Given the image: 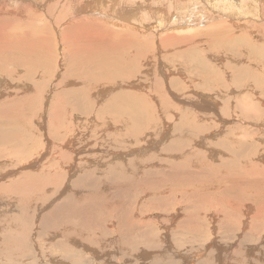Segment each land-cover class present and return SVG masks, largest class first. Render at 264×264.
<instances>
[{"label":"rangeland","instance_id":"rangeland-1","mask_svg":"<svg viewBox=\"0 0 264 264\" xmlns=\"http://www.w3.org/2000/svg\"><path fill=\"white\" fill-rule=\"evenodd\" d=\"M6 1L9 3L7 4L6 2V8L11 14H7L6 16L3 12V15H0V20L6 18V20L14 24L9 26L10 29L8 30V33L14 31L15 33L23 34L27 30V24L40 27L43 26L42 24L44 22L51 25V23L54 22L53 19L56 18V20H58L55 12H50V15L48 13L47 15L45 14L46 4H48V2H43V0H38L39 2L42 1L40 4L43 5L40 6V8L38 7V10L31 6L33 2L32 0H30L31 3H21V5L29 11L28 13L24 10L21 12V8H14L15 3L20 4V0L19 2H15L14 0ZM180 1L177 0L175 2V0H168L167 3H164L165 1H160V3H156L157 5L155 4L153 7H157L158 5H165L167 7V5H170L172 6L170 7V11L173 10L176 15L181 16L186 14L187 16H190L187 3L191 0ZM241 1L240 6L229 4V2L226 1H221V3L220 1L216 2L217 9L221 11L220 17L217 9H212L214 10V13L212 10L208 9L207 0H192L191 4H195L196 2L198 4L197 9L194 6V9H192L195 10L194 13L198 16L196 17L197 19H200V17L203 16L201 18L202 21H200L202 23L196 24L195 26L193 23L198 21L194 20L190 23H185L186 26L184 28L188 29V25H190V27H193L192 30L189 31L188 29L186 32L176 34L181 38L182 36L190 35L194 36L193 38H196L191 44L196 49L197 53H200L201 55L203 54L202 56L205 60L203 61L206 66L209 65V68L211 67V69L216 70L214 71V73L216 72L215 74L208 70L205 74L204 70L202 74L203 76L194 80L193 78L196 77H191L190 73L186 71L182 64L184 62H189L190 60H187L186 57H179L180 54L181 56L185 55V52L188 49L187 46H182L180 48L175 47L163 52H158L159 55L156 54V56L153 53L152 55L155 56L156 60H153L154 58L150 54L153 59L149 58L152 62L149 63L154 65L155 68L158 67L156 73H151L147 61L145 63L143 62L140 66V74L137 75L136 80L132 82L130 81V84H128L129 87L135 86L130 90L124 88H118L117 90L100 84L99 86L101 87L98 90H103V97L98 95L93 89L91 91L87 90V88L81 90L82 88L79 86L81 79L78 78L76 73H71L70 70L67 71L70 80L65 77V80H61V82L65 81V83L63 82V86L56 88V86H59L57 83L60 82L59 80L62 78V72L64 69L66 70L69 62L66 51L67 49L63 43L57 40L56 35L54 34L53 37L50 32L51 39L54 38L53 42H55V48H53L54 65L52 64L50 67L52 69L54 68V76L52 74V82L50 86L46 84L48 80L47 82H43V78L40 79L37 75L34 76L35 78L33 77V81L25 79L28 84L30 83L29 85H34L36 83L42 84L41 89L37 92L38 95L41 96L30 94L33 95L32 98L35 103H33L31 109H28V123L24 122L21 125L22 127L27 125L29 141H26L27 144H25V147H23L22 150L16 149L19 145V141L13 138V136L16 135L15 131L11 135L13 139L8 136L10 130L7 127L5 128L6 130L4 129L5 133L2 134H5L6 137L4 136V139L7 138V142L5 146L2 145L0 147V264H10L11 260L18 259V253L23 256L25 251H27L25 260L26 262H29V264H69V260H66V250H61L56 245L57 243H60V241V244L65 246L68 250V255L72 250L76 253L82 252L85 254L95 251L98 258L95 259L94 257V259H92L94 264H219L218 261H220V264H264V179L262 178L261 173L264 167V158L261 160V156L264 155V139H261V135L256 137L257 131L260 130L262 133L264 132L262 131L264 130V68L261 66L263 62H260V65L256 64L254 60L255 58L252 56L248 57L249 54L246 53L247 42L256 45V48L258 47L257 52L264 53V0ZM51 3L54 5L53 1ZM178 3L180 4L178 5ZM29 5L31 9L26 8ZM199 5L201 6V9ZM181 8H184L182 12ZM15 11L16 13L14 14ZM66 11L68 13L70 12V10ZM67 12L66 15L68 14ZM231 12L236 15L233 17L232 23L228 22L227 18L222 17V15H229ZM31 13H34L36 17L37 15L38 17L43 16L42 19L45 18L44 21L42 22L40 17L38 20L37 17L36 22H32L29 19L30 16H32L30 15ZM185 17L186 16H182V19L187 22L188 18L185 20ZM146 21L151 23L150 26L156 28L155 25L158 22L157 19L153 18V14L148 13ZM237 23H241L242 25L237 27ZM19 25L23 28H18L17 26ZM73 28H75V32L81 31L77 27ZM155 28L153 30L154 33L149 32L150 35L148 32L144 33L145 37L147 35L150 37L151 42L148 40L150 43V52L154 50L156 42H158L159 45V38L161 36L172 34L171 31H155ZM222 28L228 30L226 34L229 35L227 37H225L226 34L221 31ZM60 29H54L55 33L59 35ZM232 29H234V31H232ZM5 31L7 32V29H5ZM48 31H51V28H49ZM210 31H219L220 36L212 40L207 37L208 34L212 33ZM218 38L222 39L217 41ZM184 48L185 50L183 51ZM11 54L15 55V53ZM250 59L253 60L251 61ZM160 60L163 62L162 65L166 77L161 75V66L160 68L159 66H156L157 64L159 65ZM255 65H257V67ZM237 66H240V69L242 70L243 68L248 67L247 69L250 74L246 80H242L244 77L239 74V82L233 83L231 80L232 77L235 75L237 76L238 72H240L238 71L239 68ZM80 67L84 68L85 65L81 64ZM12 70H14V68ZM145 71L147 74L149 73L148 76L144 75L143 72ZM96 74L97 73L94 72L95 76ZM207 74H210V80L213 75V84L210 82V85L212 86L210 88L213 90L205 91L199 89L198 93L196 92L198 96L193 97L192 91L194 87L198 84L201 85L202 83L204 85V81L209 79ZM19 75L21 74L17 73L16 77H19ZM215 76H217V78H215ZM153 77L157 79L158 85L160 83L161 87L163 86V82L172 80L173 84L170 85V90L177 93V96L180 99L179 101L173 97L168 98L169 106L167 107V111H162L157 109V107L159 108L160 106V103L158 102L160 91L150 89L149 91L152 93L151 99L143 101L147 104L152 102L151 106H155H152L150 109V106H148V112L146 115L148 113L149 115L150 113H153L151 110L152 108H155L154 112L156 117L160 118L163 115V118L161 119H164L166 115L165 118H167V116L172 118L170 122L172 123L171 127L170 125L168 126V130H172L173 132L171 133V131H168L172 137L169 136V134L167 135L168 132L166 133L167 138H164L166 135L164 137H158L160 136L159 131L161 134L163 133V129H159L162 127V120L159 118L157 119L160 121H156L157 123H161H158L159 126L156 122H152V127L151 124L147 123L149 121H147L146 123L149 126L146 127L147 124H145V126L140 125L141 128L138 129V131L140 130L141 132H137L136 130L139 126V120L133 121L129 118L122 121L123 125L117 122L119 114L126 116L129 110L126 111L125 109H120V111L117 109V111H112V109L108 110L107 107H105L107 106L106 103H108V101L111 102L112 97L114 98V95H116L117 92L144 93L140 88H137L138 86H142L139 85V83H150L153 81ZM38 79H40L41 82ZM69 82L71 83L70 85ZM242 82H245L244 84L247 85L248 88H244L241 85ZM254 82H256L255 85ZM44 84L46 85L45 87ZM158 85H155V87L158 88ZM205 85L207 86V84ZM102 86L104 87L102 88ZM70 90H73L72 94L86 91L87 93L82 98V102L84 103V106H89L90 109L86 110L84 113H79L75 111L76 107L74 101L63 102L65 96L68 95L66 94L67 91ZM59 91L60 93L62 91V93L59 94ZM64 91H66V93H64ZM88 91L90 92L88 93ZM11 92L12 89L8 88L7 94H11ZM148 92L146 93L147 95L149 94ZM169 93L166 94L168 95ZM203 93L207 94L206 97L209 95V99L213 100L220 106L222 100H227L226 107H219L220 110L224 109L225 112H215L210 109H202L201 105L197 104V101L203 102ZM53 99L54 101H52ZM112 100L114 101V99ZM44 104H46V106ZM175 106L179 109L175 110ZM51 108L59 112L61 115V118H59L60 121L51 117V114L49 113ZM101 108L102 112L100 111ZM67 109H70L68 113H66ZM99 111L102 113L103 118ZM242 112L244 114L242 117H244L245 122L239 128L241 121L243 120L240 117ZM115 113L116 115H113ZM149 115L145 116L146 120ZM149 117L151 118V116ZM48 118L54 120L52 127H48L47 125L46 120ZM155 124L158 127L154 128ZM179 124L182 126L180 128L181 130L176 132L175 130ZM200 124L205 125V127H199ZM133 126H135L136 129ZM143 126L146 128L144 129ZM172 126L176 133L173 131ZM213 126H217L215 128L216 131L213 129ZM242 128L243 132L241 134ZM7 129L9 133L7 132ZM184 129L187 132L184 131ZM194 130L197 133L199 131V134L197 135ZM230 130H233L232 133H238L239 131L238 134L236 133V138L229 136L227 132H230ZM200 131L203 134L204 131L211 134L218 131L216 135H219L217 137H212V139L209 138L210 136H207L208 140L205 136V140V138L200 137V134H202ZM185 132L186 134L184 135ZM54 133L57 134L55 135V138ZM176 136H180V142H183L184 140L185 146L188 145L184 147L185 149H188L185 150L183 148V150L186 151L184 159L179 154L180 152H183L182 149L181 151L178 150L174 152V154L172 153L173 157L170 152L166 151V157H164V154H158L160 151L149 148L151 144L157 145V143L159 144L160 149L165 147L168 143L174 145L176 143V141H174ZM170 137L173 140L170 139ZM159 138H162V140H159ZM182 138L183 140H181ZM169 139L170 142H168ZM185 139H188V141ZM202 139L207 143H204L203 141V145L199 147V144L197 143ZM235 139L237 140L235 141ZM158 140L161 141V143ZM237 142L245 144L247 148L246 157L248 156L249 159H252V165L256 164V171L254 172L256 177H254V180L253 178L248 177V175L247 177L243 174L238 176L236 171L229 166V161H233L234 156L231 152H227L226 150L232 147L236 148ZM204 144H207V147ZM220 145H222V147ZM131 150L133 152L135 151V153L133 154ZM200 151L205 154L200 153ZM64 153H66V155ZM175 153L179 156L177 159ZM55 156L56 159H54ZM145 156L148 158L153 157L156 161L160 162L163 165L162 168L160 167L161 173L163 172L169 179L172 176L170 174L175 175L172 179H167L166 183L163 182L162 185H159L157 188L158 190H152L148 185V182L146 183L145 173H143L144 169H138L140 173L138 172L136 176V172L134 174L132 173V166H126L127 161L140 159ZM165 158L166 160H164ZM223 162H225V164ZM257 163L262 164L263 167L260 166L262 169L257 166ZM173 164H175V167L171 168ZM243 164L244 163L240 160L236 162L237 168H241ZM70 165L72 166L71 170L69 169ZM180 165L183 166L180 167ZM196 165H198L197 168ZM210 168L212 169V172L208 171ZM156 171L158 172L157 169L153 168L151 169L150 174L155 173ZM91 173L92 177L86 182V175L89 176ZM110 173L113 175L119 173L118 176L123 179L120 181L115 176L114 179H116L114 180V183L110 177L112 175ZM211 174H215L216 176ZM29 175H41V183H37L38 185H41L40 188L35 189L33 187L36 184L29 181ZM255 178H258V180L256 179L257 181H255ZM128 180H133V182L130 181V183H127ZM138 181H143L145 184L143 183L141 184V187H138ZM78 182H83V189L78 187L82 185ZM131 182L133 185H131ZM116 183L118 184V188H116L117 185H114ZM21 186H23L22 190ZM16 187L20 190V193H18ZM146 189H148V193L145 196L143 193H145ZM167 190L173 193H170L169 191L165 193ZM85 197L87 202H81ZM65 201H72L74 203L72 205L79 208V211L68 212L70 220L72 221V226L76 229V234L69 240H66L65 236H61L62 234L53 237L40 230L41 217L49 210L53 211L58 206L59 208L65 206ZM156 202H162L163 205ZM230 203H232L234 208L236 206L239 207L240 211H233V208L232 210L230 209L232 213L228 211L227 206ZM146 204H148V206ZM115 205L120 206V208L114 211V214H109V212L116 207ZM141 206L145 207L143 208ZM21 207H23V209ZM26 209H28V211ZM125 212H127V215H124ZM252 212H254L255 215H253ZM21 213H23V216L28 219L25 221V217L22 218V221H25L24 228L26 227L28 229L29 234L27 248L13 250L11 248V241L5 240V237L7 234H13L14 239L18 240V235L20 233H18L19 229L16 226V220L20 217ZM129 213L131 214L129 215ZM128 215L130 226L126 222ZM229 215L230 222L228 224L230 227L225 228L223 224V216ZM172 218H174L176 222L174 220L172 221ZM58 223L59 225L66 226V223L62 221H59ZM22 225L23 224H21V226ZM225 225L227 226V224ZM186 227H190V232L185 229ZM24 228L22 232H24ZM30 229L31 232L29 233ZM92 229H94V232H92ZM142 235L145 236L143 239L141 238ZM148 237L150 238L148 239ZM74 239L75 242H78L79 244H75L73 242Z\"/></svg>","mask_w":264,"mask_h":264},{"label":"bare ground","instance_id":"bare-ground-1","mask_svg":"<svg viewBox=\"0 0 264 264\" xmlns=\"http://www.w3.org/2000/svg\"><path fill=\"white\" fill-rule=\"evenodd\" d=\"M14 1L15 2H19V0H14ZM32 1L33 2L31 4V6L32 7H35L36 9L38 7L40 8V6H43L42 4H40L42 1H40V2L38 0H32ZM52 1L54 2V5H52V3H51ZM160 1H162V2L165 1L164 3H167L168 0H43V2H48V4H46V13L45 14L47 15V13H48L50 15V12H55L57 14L56 17H57L58 20H56V18L53 19L54 22H52L51 25L49 23L44 22L42 24L43 26H40V27L39 26H36V25L31 26V25H28L27 24V30L23 34H18V33H15L14 31H11V33H8V30L10 29L9 26L14 25V24L12 22L6 20V18L4 20H0V147L2 145L5 146V144L7 142L6 141L7 138L4 139L5 134L2 135L3 133H5L4 132V129L6 127L10 130V133L8 132V129H7V132L9 133L8 136H10L11 138H12L11 135L15 131V134L16 135L13 136V138H15V139H17L19 141V145L17 146L16 149L22 150V148L25 147V144H27L26 141H29L28 140V136H29V133L28 132L29 131H27V125H25L24 127H22L21 125L24 122L25 123H28L27 122V119L29 118L28 109H31L33 103H35L34 100H33V98H32L33 95H30V94H37L38 95L37 92L41 89L42 84L36 83L34 85L33 84L32 85H29L30 83L28 84L25 81V79L26 80L33 81V77L37 75L38 78H40V79L43 78L42 79L43 82H45V81L47 82V80H48V82L46 84H48L50 86V84L52 82L51 81V77H52V74L54 73V68L53 69L50 68L52 66V64L54 65V63H53V60H54V57H53L54 51L53 50L54 49L53 48H55V44H54L55 42H53V39L54 38L51 39L52 38L51 36L54 37V34L56 35L57 40H59V42L63 43V45L67 49L66 50L67 51V55H68L67 57H68V62L70 64V66L68 64L69 67L67 66V68H69V69L66 68V70L64 69V71L62 72V76H61L62 78L59 80L60 82L57 83L59 86H56V88L57 87H60V86L61 87L63 86V82L65 83V81H62L61 82V80L62 79L65 80V77L70 80V78L68 76V73H67V71L70 70L71 73H73V72H74V74L76 73L78 75V78L81 79V82H80V79H79V82H80L79 86L82 88L81 90L87 88V90H90L91 91L93 89V91H95L98 95H101V97H103L102 96V91L103 90L102 91L101 90L100 91L98 90L101 87V86H99L100 84H102L104 86L106 85L108 87H111L112 89H117L118 90V88H124V89H129L130 90V89L134 88L135 86L134 87H129L128 84H130L129 83L130 81L132 82V81H135L136 80L137 75L140 74V72H139V71H141L140 66L142 65L143 62L145 63L147 61L148 63L149 62L152 63L150 59H153L154 58L153 60H156L155 59V56H156V54L159 55L158 52H163L165 50H169V49H172V48H175V47L180 48L182 46H185V47L187 46L188 49L186 50L185 55L181 56V54H180L179 57L180 58L186 57L187 60H190L189 62H184L182 64H183L184 68L186 69V71L188 73H190V76L191 77H193V76L196 77V78H193L194 80H197V78L202 77L203 76L202 74H203L204 70H205V74L208 71H211L212 73H214V71H216V70L211 69V67L209 68L208 67L209 65L206 66V64L204 62L205 60H204V58L202 56L203 54L201 55L200 53H197L196 49L191 44V42L193 43L194 42V39H196V38H193L194 36H192V35H190V36H182L181 35L182 38L181 37H178L176 35L178 33L186 32V30H188V29H189V31L192 30L193 27H190V25H188L189 26L188 29L184 28L186 26L185 23H190L191 21H194V20L195 21H198V22L193 23L194 26L196 24L202 23L200 21H202L201 18L203 16L200 15L202 17H200V19H197L196 17H198V16L195 15V13H194L195 10H193L194 9L193 6L196 7V9L198 8L197 2L195 4L194 3L191 4V1L192 0L190 2L188 1L187 7H188V13H189L190 16H187L186 14H183V13H181L183 15L178 16V15H176L174 13L173 10L170 11V7H172L170 5L169 6L167 5V7L165 5H163V6L158 5L157 7L156 6L153 7L156 3H158V2L160 3ZM169 1H171V0H169ZM176 1L177 0H175V2ZM193 1H197V0H193ZM219 1H220V3H221V1L222 2H225L226 1V2H229V4H234L236 6H240V3L242 2L241 0H207V2H208V9H210V10L217 9L216 2H219ZM6 2H7L6 0H0V15H3V12H4V14H6V16H7V14L8 15L11 14V13H9L10 11L8 12V9L6 8V6H7L6 5ZM180 2H182V1H180ZM21 3H31V1L30 0L29 1L20 0V4H17V3L14 4V8L15 7L16 8H21L22 9V10L20 9L21 12H23V10H24V11H26V13H28L29 11L26 10L25 7L23 5H21ZM168 3H170V2H168ZM7 4H9V3L7 2ZM179 4L180 3H178V5ZM189 5H190V8H189ZM8 6H10V5H8ZM181 6H182V4H181ZM176 7H177V5H176ZM199 7L201 9V6L200 5H199ZM214 7H216V8H214ZM26 8L27 9H31L30 8V5L27 6ZM183 9L184 8H181V12H182ZM64 10L65 11L66 10H70V12L68 13L66 11L68 13L66 15V12ZM213 11L214 10H212V12ZM217 11H218L219 16H220L221 11H219L218 9H217ZM15 13H16V11L14 12V14ZM34 13H31L30 15H32V16H30V18H29L32 22H36V19L38 17V15L36 17L34 15ZM148 13L149 14H153V18L157 19V22L158 23H156V25H155L156 28L153 27V26H150L151 23H149V22L146 21L147 20V17H148ZM231 13L229 15H227V14L226 15H222L223 14L222 13L221 15H222V17L227 18L228 22L232 23V19L236 15L233 14V13L231 14ZM19 14H21V13H19ZM41 14H43V13H41ZM178 14H179V12H178ZM182 16H186L185 17V20L188 18L187 19V22L182 19ZM39 17H38V20H39ZM42 18H43V16L40 17V19H42ZM44 19H42V22L44 21ZM207 20H208V18H207ZM238 21H240V20H238ZM211 22H212V20H211ZM239 25H242V24L241 23L240 24L239 23L236 24L237 27H240ZM197 26H199V25H197ZM17 27L20 28V29L23 28L21 25H19ZM35 27H38V28H35ZM73 27H77L81 31L80 32H75L74 31L75 28H73ZM49 28H51V31H48ZM56 28H58V29L61 28L59 35L57 33H55V31H54V29H56ZM154 28H155V31H159V30L160 31H165V32L171 31L172 34H165V35L161 36L159 38V45H158V42H156L154 50H152L150 52L149 51L150 43L148 42V40L150 41V37H149L150 33L149 32H153ZM5 29H7V32L5 31ZM221 31L223 33H225V34L228 32V30L227 29H224V28H222ZM232 31H234V29H232ZM50 32H51V36H50ZM145 32L146 33L147 32L149 33V35H147L146 37L144 36V33ZM174 32H176V33H174ZM210 32H212V31H210ZM141 33H143V34H141ZM228 35L229 34H226L225 37H227ZM219 36H220V32L219 31H213L212 33H210V34L207 35V37L208 38H211L212 40H214L215 38H217ZM195 37H196V35H195ZM233 37L235 38L234 35H233ZM221 39L222 38H218L217 41H219ZM196 41H198V40H196ZM257 48H256V45H252V44H250L248 42L246 43V50H247L246 53L249 54L248 57L252 56L253 58H255L254 60H255L256 64H259L260 62H263V64L261 66L264 68V53L263 52H260V53L257 52ZM184 50H185V48L183 49V51ZM11 53H15V55H12ZM153 53H154L155 56L152 55ZM261 53H263V54H261ZM64 54H66V53H64ZM150 54L153 56V58H151V55ZM54 56H55V54H54ZM143 60H145V61H143ZM250 60L252 61L253 59H250ZM150 63L148 64L149 70H151V73L155 74L156 73V69H158V67L155 68V66L152 65V64H150ZM162 63L163 62H161V60H160L159 65L157 64L156 66H159V68L161 66V68H162L161 69V75L164 76V77H166V74L164 72V67H163ZM81 64H84L85 67L84 68L80 67ZM255 66L257 67V65H255ZM13 68H14V70H12ZM238 68H239L238 71H240V72H238L237 76L235 75L234 77H232L231 80H232L233 83L239 82V80H238L239 74H241V76L244 77L242 80L248 79V76L250 74V72H248V69H247L248 67L243 68V70L240 69V66ZM256 69H258V68H256ZM94 72L97 73L96 76L94 75ZM17 73L18 74H21V75H19V77H16V74ZM143 73H144L145 76H148V74H149V73L147 74L146 71L143 72ZM53 76H54V74H53ZM206 76H205V78H206ZM208 76H209L208 77L209 79L208 80L206 79L204 81V85L207 84V86L206 85L204 86L203 83L201 85H199V84L196 85V87H194V89L192 91L193 92L192 93L193 94L192 95L193 97H195V96L197 97L198 96L197 93H198V90L199 89H202V90H205V91H211V90H213L212 88H210V87H212L210 85V82L212 83V77H213V75L211 77V80H210V74ZM157 77H158V75H157ZM215 78H217V76H215ZM40 79H38V80H40ZM202 79H204V78H202ZM76 81H78V80H76ZM40 82H41V80H40ZM221 83H222V81H221ZM244 83L245 82H242L241 85L244 88H248V86L245 85ZM255 83L256 82H254V85H255ZM70 84L71 83L69 82V85ZM146 84H148L149 86L146 85ZM172 84H173L172 83V80L171 81H168V82L165 81V82L162 83L163 86L161 87V84L159 83V85H158L157 79L153 77V81L150 82V83H145V84L139 83V85H142V86H140V87L138 86L137 88H140V90H142L144 93H136V92H130V93L124 92V93H121V92H117L116 95H114V98L112 97V99H114V101L111 99V102L108 101V103H106L107 106H105V107H107L108 110L112 109V111H117V109L118 110L125 109L126 111L129 110L128 111V114L126 116H122L123 114H119V116L117 117L118 118L117 122L119 124H122V121L127 120L129 118H130V120H133V121L139 120L138 121V123H139V126L138 127L139 128L137 127V130H136L137 132H139L140 130L138 131V129L141 128L140 125H144L145 126V124L148 123V124H151V126H152V122L160 121V120L157 119L159 117H156L155 116L156 115L155 112H154L155 111L154 110L155 108L154 109L152 108V110H151V112H153V113H150V115H149V113L147 114V115L151 116V118L148 116L147 117V120H146V117H145V116H147L146 113L148 112V106H150L149 109L152 106H154V105L151 106V103L152 102L149 103V104L143 102L144 100L151 99L152 93L149 91L150 89L151 90H154V91H157V90L160 91V97L158 99V102L160 103L159 104L160 106H159V108L157 107V109H160L162 111H164V110L167 111V107L169 106L168 105V103H169L168 102L169 101L168 98H172L173 97L174 99L180 101V99L177 96V93L172 92L170 90V85H172ZM247 84H248V82H247ZM155 85H158V88H156ZM217 85H218V83H217ZM45 86L46 85L44 84V87ZM104 86H102V88ZM8 88H11L12 89L11 94H7V89ZM226 88H227V86H226ZM63 89H64V87H63ZM218 89H220V88H218ZM62 91H61V93H62ZM90 91H88V93ZM147 92L149 93L148 95L146 94ZM169 92H171V93H169ZM61 93L59 91V94H61ZM64 93H66V91H64ZM72 93H73V90L67 91L66 94H68V95H66V96L63 95V96H65L63 102L66 103L68 101H74L75 102L74 105L76 107L75 108V111L76 112H79V113H84V112H86V110L90 109L89 106H84V103L82 102V98L87 93L86 91L85 92L84 91L79 92L78 94H72ZM166 93H169V94L167 95ZM203 94H204V97H202V101L203 102H198L197 101V104H200L202 109H204V110H209L210 109L211 111H215V112L224 111V109L223 110H220L219 107H221V106H225L226 107V101L227 100L225 101L224 98H221V99H224V100L221 101L222 103H221V106H220L216 102H214L213 100L209 99V95H208V97H206L207 94L206 93H203ZM103 95H105V94H103ZM38 96H41V95H38ZM191 100H194V99H191ZM52 101H54V99ZM194 101H196V100H194ZM170 102H172V101H170ZM51 103H53V102H51ZM44 105L46 106V104H44ZM170 107H172V106H170ZM177 109H179V108L177 106H175V110H177ZM69 110L67 109L66 110V113H68ZM98 110H99V108H98ZM199 110H201V109H199ZM89 111H91V110H89ZM100 111L102 112V108L100 109ZM123 112H121V113H123ZM49 113L51 114V117L54 118V119L59 120V118H61V115L59 114V112H57V110L55 111L53 108L50 109V112ZM109 113H111V112H109ZM96 115H97V113H96ZM113 115H116V113L113 114ZM243 115L244 114L242 112V114L240 115V117L243 120L241 121V124H240L239 128L245 122L244 121V117H242ZM162 116L159 119L163 118ZM203 116H205V115H203ZM101 117H102V113H101ZM165 117H166V115H165ZM165 117H164V119H161L162 120V124L158 122L159 124L162 125V127L159 128V129H163V133L162 134L159 131V135L160 136H158V137H164L168 131L169 132L171 131V133H173L172 130H168V126L170 125V127H171V124L172 123H170V122H171L172 118L171 117H168V116H167V118H165ZM186 117H187V115H186ZM108 118H109V116H108ZM114 119H116V118H114ZM57 120H55V121H57ZM180 120H181V118H180ZM46 121H47L48 127H52L53 126L54 120H51V119L48 118ZM59 121H57V122H59ZM147 121H149V122H147ZM51 122H52V124H51ZM177 123H179V122H177ZM148 124L146 125V127L149 126ZM159 124H158V126H159ZM57 125H58V123H57ZM186 125H187V123H186ZM158 126H156V124H155L154 128H156ZM173 126H172V129L174 131ZM201 126H204L205 127V125L200 124L199 127H201ZM133 127L136 129L135 126H133ZM143 127H142V129H143ZM146 127H144V129ZM181 127L182 126H180V124H179V126L176 128L175 131L177 132L178 130H181L180 129ZM213 127H214L213 129L215 130V128L217 126L216 127L213 126ZM242 127H244V126H242ZM206 128H207V126H206ZM209 128H211V127H209ZM157 129H155V130H157ZM199 129H201V128H199ZM184 131H186V130L184 129ZM232 131L233 130H230L231 133L229 131L227 133L232 138H236V136L239 133V131H238V133L236 132L237 134L235 132L232 133ZM262 131H264V130H262ZM169 132L167 133V135L169 134V136H171V134ZM186 132L184 133V135L186 134ZM194 132H196V131L194 130ZM220 132H221V130H220ZM242 132H243V128L241 129V134H242ZM191 133H187V134H191ZM217 133H218V131L215 132L214 134H211L209 132H205L204 131V134L205 135L202 133L203 135L200 134V137L201 138H205V136L206 137L207 136H210L209 138L212 139V137H215V136L217 137L219 135V134L216 135ZM134 134H135V132H134ZM196 134L198 135L199 134V131H198V133L196 132ZM263 134H264V132L262 133L259 130V131L256 132V137H258L259 135H261V139H264V135ZM55 135H57V134L54 133V138H55ZM161 135H163V136H161ZM167 135L164 138H167ZM202 136H204V137H202ZM52 137H53V135H52ZM171 137H170V139H172ZM179 137L180 136H176V138H174V141H176V143L174 145L173 144L170 145L168 143L169 145L166 144L167 146L165 145V147H163L162 149H160L158 143H157V145H155V144L152 145L150 143L151 146L149 145L150 146L149 148H151V149L153 148V149H155L157 151H160V153H158V154H164L165 155L164 157H166V154H165L166 151L170 152V154H172V153L174 154V152H176L178 150L181 151V149H182L183 152L182 153L180 152L179 154L184 159L185 156H186V153H185L186 151H184L183 148L186 147V146H188V145H186V146L184 145L183 138L181 139V140H183V142H180V138ZM160 139L162 140V138H159V140ZM170 139H169L168 142H170ZM185 140L188 141V139H185ZM198 140H199V137H198ZM205 140H206V138H205ZM207 140H208V137H207ZM236 140L237 139H235V141ZM163 141H164V139H163ZM203 141H204V139L200 140V142L197 143V144H199V147L203 145V143H202ZM65 142H67V141H65ZM159 142L161 143V141H159ZM204 143H207V142L204 141ZM70 145H69V147H70ZM220 146L222 147V145H220ZM251 146H252V144H251ZM197 147H198V145H197ZM199 147H198V149H199ZM232 148L226 150L227 152H231L233 154V156H234L233 161H229L230 162L229 166H231V168L236 171V173L238 174V176L240 174H243V175H245V177H247V175H248V177H251L254 180V177H256V174L254 173L256 171L255 170L256 164L255 165L253 164L254 165L253 166L252 165V162H251L252 159H249L248 156L246 157V155H247L246 154L247 148H246L245 144H243L241 142H239V143L237 142L236 148H233V149ZM69 149H71V148H69ZM186 149H188V148H186ZM224 149H225V147H224ZM254 149H255V147H254ZM10 150H11V148H10ZM14 150H15V148H14ZM248 150H250V149H248ZM201 151H200V153H203ZM134 153H135V151L133 152V154ZM187 153H189V152H187ZM64 154L66 155V153H64ZM173 154H172V157H173ZM203 154H205V153H203ZM168 155H169V153H168ZM175 155H176V153H175ZM249 156H251V155H249ZM161 157H163V156H161ZM178 157L179 156L176 155V159ZM76 158H77V156H76ZM119 158H121V157H119ZM170 158H171V156H170ZM263 158H264V155L261 156V160ZM54 159H56V156H55ZM196 159H198V158H196ZM164 160H166V158ZM238 160H240V161H242L244 163L241 168H237V166H236V162ZM82 161H84V160H82ZM223 163L225 164V162H223ZM193 164H194V162H193ZM251 165H252V167H251ZM126 166L127 167L132 166V173L134 174L136 172V176H137V173L139 172L138 169H144L143 170V173H145L146 183L148 182V185L151 187L152 190L157 189L159 187V185H162L163 182L166 183L167 182V179L170 180V179H172L175 176L173 174H170L172 176L169 179L167 175L165 176V174L163 172L161 173V168H162L163 165L160 162L156 161L153 157L152 158H148V157L145 156V157L140 158V159H132V160L127 161ZM182 166L183 165H180V167H182ZM197 166L198 165H196V168H197ZM229 166H226V167H229ZM257 166H259V168H260V166H262V164L257 163ZM71 167L72 166L70 165L69 166V169L70 170L72 169ZM76 167H77V165H76ZM174 167H175V164H173L171 166V168H174ZM262 167L260 169H262ZM153 168L157 169L158 172L156 171L157 173L155 172V173H151L150 174V171ZM66 169H68V168H66ZM208 171L209 172H212V169L210 168V169H208ZM112 173H110V174H112ZM261 173H262V178L264 179V167H263V170L261 171ZM118 174L117 175L116 174L115 175L112 174L110 176L113 182L116 179V178L114 179L115 176L120 181L123 179V178L121 179V177H119ZM176 175H177V173H176ZM186 175H188V174H186ZM211 175L216 176L215 174H211ZM243 175H241V176H243ZM127 176H129V175H127ZM154 176H156V177H154ZM91 177H92V173L89 176L86 175V179H85L86 182H88V180ZM40 178H41V175H29V178H28L29 181H31L32 183L36 184V185L33 186L35 189L41 187V185H38L37 184V183H41V179ZM246 179H248V178H246ZM256 179L258 180V178H255V181H257ZM124 180H127V179H124ZM130 181L133 182V180H128L127 183H130ZM132 182H131V185H133ZM78 183L79 184H82V185H80L78 187H80V188L83 189L84 188L83 182H78ZM143 183L145 184V182H143V181H138V183H137L138 184V187L139 186L141 187V184H143ZM227 183H229V182H227ZM114 185H117L116 188H118V184L117 183L114 184ZM17 187H18V185H17ZM22 188H23V186H21V190H22ZM17 190H18V193H20V190L18 188H17ZM168 191L169 190L165 191V193L168 192ZM133 192H135V191H133ZM147 193H148V189H146L145 190V193H143V194H145V196H146ZM170 193H173V192H170ZM170 193H168V194H170ZM119 194H121V193H119ZM174 194H176V193H174ZM41 196H42V194H41ZM158 196H159V194H158ZM43 198H45V197H43ZM43 198H41V199H43ZM144 198H146V197H144ZM122 199H123V197H122ZM81 202H87L86 197L83 198V200ZM64 203H66L65 206L60 207V208L58 206L53 211L52 210H49L47 213H45L41 217V219H40V225H41L40 230L43 231V232H46L47 235H50V236H53V237H55L56 235H61L62 234L61 236H65V239L66 240H69V239H72L74 237L73 235L76 234V229L72 226V221L70 220V216L68 215V212L69 211H79V208H76L75 205H72V204H74L72 201H68V202L65 201ZM156 203L162 204V202H156ZM146 205L148 206V204H146ZM25 206H28V205H25ZM141 207H143V206H141ZM21 208L23 209V207H21ZM27 208H29V207H27ZM119 208H120V206L117 205L116 207H114L109 212V214H114V211L118 210ZM136 208H137V205H136ZM232 208H233V211H237V212L240 211V208L239 207L236 206L234 208L232 206V203L228 204V206H227L228 211H230V209L232 210ZM26 210L28 211V209H26ZM254 210H255V208H254ZM230 212L232 213V211H230ZM263 212H264V210H263ZM23 213H21L20 214V217L16 220L17 221L16 222V226L19 229L18 233H20L18 235V240L14 239L13 234H7L6 237H5V240L11 241V248L13 250H18L19 248H24V249L27 248V240H28L29 234H28V229L26 227L24 228V225H25L24 222L27 221L28 219L25 216H23ZM252 213H253V215H255L254 212H252ZM130 214L131 213H129V215ZM124 215H127V212H125ZM129 215H128L127 219H126V222L130 226V223H129ZM111 216H113V215H111ZM22 218H24L26 220L25 221H22L23 220ZM171 220L172 221L173 220L175 221L174 218H172ZM229 220H230V215L229 216H223V224H224V227L225 228H229L230 227V225L228 224L230 222ZM59 221H62L64 223H66V226L59 225V223H58ZM21 224H23V225L21 226ZM212 224H213V222H212ZM225 224H227V226ZM23 228L25 229L24 232H22ZM185 229L190 232V227H186ZM122 230H125V229H122ZM30 232H31V229L29 230V233ZM92 232H94V229H92ZM144 237L145 236L142 235L141 238L143 239ZM149 238L150 237H148V239ZM58 242H59V240H58ZM73 242L75 244L78 243V242H75V239L73 240ZM60 243H61V241H60ZM60 243H57L56 245L58 246L59 249L64 250V251L66 250L65 252L67 253V256L66 255H64V256H66V260L67 259L69 260V264H94V262L92 261V259H94V257H95V259L98 258L96 256V252L95 251H93L91 253H86L85 254V253H82V252L81 253H76V252H74V250H72L70 252V254L68 255V253H69L68 250L66 249L65 246H63ZM63 244H64V242H63ZM26 253H27V251H25V253L23 254V256L20 255V253H18V259L11 260L10 264H29V262H26V260H25ZM218 262L220 264V261H218Z\"/></svg>","mask_w":264,"mask_h":264}]
</instances>
